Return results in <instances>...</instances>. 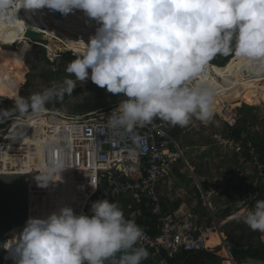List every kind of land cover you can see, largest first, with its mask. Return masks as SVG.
<instances>
[{"label": "clouds", "instance_id": "clouds-1", "mask_svg": "<svg viewBox=\"0 0 264 264\" xmlns=\"http://www.w3.org/2000/svg\"><path fill=\"white\" fill-rule=\"evenodd\" d=\"M16 2L0 0V21H6ZM19 3L30 11L48 8L64 15L82 10L101 26L88 44L72 42L82 51L66 66L62 82H53L28 97L17 92L15 107L0 109V119L16 111L42 112L53 100L72 95L77 81L91 79L108 93L125 97L107 117L105 126L115 135L130 134L136 143L140 137L135 130L157 118L181 127L193 118L204 122L212 119L216 91L202 78V69L215 55L264 61V0ZM26 51L22 49L21 55ZM195 80L201 82L193 84ZM63 170L61 163H55L44 168L37 180L47 186L57 181ZM91 186L97 188L95 178H91ZM91 213L77 215L71 207H63L46 218L30 217L4 248L10 252L14 248L16 264H105L109 258L113 264H142L149 259V251L140 243L144 229L135 219L126 218L118 202L97 200ZM243 219L264 240V200L247 209ZM119 252L124 254L117 260Z\"/></svg>", "mask_w": 264, "mask_h": 264}, {"label": "built area", "instance_id": "built-area-1", "mask_svg": "<svg viewBox=\"0 0 264 264\" xmlns=\"http://www.w3.org/2000/svg\"><path fill=\"white\" fill-rule=\"evenodd\" d=\"M212 67L214 65L211 64ZM203 69L202 78L209 82L210 78ZM198 82L201 81L192 83ZM226 108L224 104V110ZM112 111L109 106L75 115L46 106L39 113L18 112L0 119V163H9V168L0 167V172L13 173L11 168L27 161L41 165L39 176L44 168L61 163L65 169L60 173L61 179L71 187V206L77 215L91 216L92 203L103 199L118 202L124 212L137 216L145 206L157 217L155 226L139 224L136 218L129 219H135L144 229L145 237L140 243L149 251L148 260L153 264H168L183 253L208 252V234L222 232L223 226L212 213L208 194L202 191L213 222L204 223L194 214L166 216L163 211L160 184L170 179L180 160L185 161L183 152L179 148L172 150L169 135L151 124L135 130L140 137L136 143L128 133L115 135L105 126ZM30 120L37 124H28ZM228 124L234 128L237 120ZM25 125L29 126L23 130ZM26 134L33 138L26 140ZM252 140L253 137L247 135L238 141L232 140L237 154L234 171L236 178L246 186V192L230 217L243 222L245 211L252 208L257 200H264V155ZM33 169L36 173L37 169ZM91 178L96 180L95 190L91 186ZM37 192H42V189L38 187ZM221 247L231 254L232 245L228 239ZM228 261L239 264L232 254Z\"/></svg>", "mask_w": 264, "mask_h": 264}, {"label": "rangeland", "instance_id": "rangeland-1", "mask_svg": "<svg viewBox=\"0 0 264 264\" xmlns=\"http://www.w3.org/2000/svg\"><path fill=\"white\" fill-rule=\"evenodd\" d=\"M36 42L38 44H30V46L16 43L11 48H4L0 45V58H5L8 52L13 53L14 55H10L7 58L17 65L18 70L24 75L25 79L21 84H16L10 77L0 75V86L11 93V96L0 95L3 100L0 104V109L14 108V97L17 92L23 97H28L32 93L51 87L53 82H62L67 76L66 66L73 59L65 57L68 53L71 56L77 55L71 50L64 51L60 43H51L48 40ZM22 49H27V51L21 55ZM89 72L91 73V70ZM72 78L74 79V77ZM103 94L104 88L92 83L91 79L84 82L77 81L76 89L72 95H65L62 100H53L46 106L68 114H85L91 112L93 100L102 98ZM244 105H249L253 108L250 111L241 112L240 109ZM230 107L231 113H229L228 119L218 114H213L212 119L207 122L193 118L184 127L173 126L159 118L151 123V125L159 126L163 129L171 138V140H168L170 141L169 143L175 148H179L185 156V161L182 160L179 165V174L174 169L172 175L174 183H171V188L167 189V194L173 200L170 202V200L165 198V201H163L167 202V204L171 203L169 204L171 207L181 203L184 197L196 195V202L199 206L202 205V201L204 202L202 210L206 215L201 217L205 218L203 222L206 223L213 222V219L208 212L209 205L203 199L200 184L205 182L209 191V189L217 185L215 181L224 178V176L229 177L231 174V167L237 158L232 142L233 138L230 137L232 129L243 125L244 119L248 117V121L251 122L249 126L246 124L248 132L246 129L244 132H247L249 137H254L255 135V139L264 140V103L251 105L246 102L238 104L236 101L227 104L225 110ZM18 112L16 111L13 114ZM235 119L237 120V125L229 129L228 122H233ZM166 123H168L167 126ZM200 178H205V181H200ZM223 193L218 191L212 195L211 199L224 203L222 198L226 197V193ZM228 209L226 207V210ZM228 214H215L216 220L223 225L221 230L227 239H229L231 234L237 236L243 234V238H258L263 243L261 233L251 231L242 220L229 217ZM220 252V247L214 250L210 249L206 253L195 254L196 257L190 256L188 260L181 255L178 256V264H230L227 259L220 255ZM247 262L243 264H249Z\"/></svg>", "mask_w": 264, "mask_h": 264}, {"label": "bare ground", "instance_id": "bare-ground-1", "mask_svg": "<svg viewBox=\"0 0 264 264\" xmlns=\"http://www.w3.org/2000/svg\"><path fill=\"white\" fill-rule=\"evenodd\" d=\"M20 8L21 4L17 0L6 21H0V45L4 48H11L16 43L25 46L38 44L37 40H33V38L28 36V33L31 32L34 37H42L51 43H60L64 51L71 50L78 55L82 51V47L72 42L83 41L88 44L101 26L82 10H74L64 15L59 11L48 8L35 11ZM49 48L52 50L51 47ZM10 55L14 54L8 52L5 58H0V75L10 77L17 84H20L24 80V75L18 70L17 65L7 58ZM210 67L211 64L208 61L203 70L209 76V82L216 91L214 114L228 119L231 107L228 110H224V104L236 101L238 104L246 102L251 105L264 103V61L244 59L236 56L225 67ZM0 95L11 96V93L0 86ZM28 124H33V121L30 120ZM36 124L37 122L33 125ZM26 126L29 125L22 126L23 130L26 129ZM24 138L31 140L33 137L31 135L28 137V134H26ZM0 167H4L7 170L9 163L4 161L0 163ZM34 167L37 169L36 173L33 169ZM40 167L41 165L38 166L31 162L21 161L18 165L11 168L13 173H24L30 177V217L46 218L63 207H71L73 209L71 206L72 193L70 185L63 181L60 175V177H56L57 181L51 182L47 186H42L37 180V173ZM38 187L42 189V192H37ZM24 226H18L9 231L5 243L11 240L14 234L21 232ZM225 239L226 236L222 232L209 233L206 241L207 248L214 250L222 246ZM11 252L15 254L14 248ZM220 255L225 259L231 257L230 252L226 248H221Z\"/></svg>", "mask_w": 264, "mask_h": 264}, {"label": "trees", "instance_id": "trees-1", "mask_svg": "<svg viewBox=\"0 0 264 264\" xmlns=\"http://www.w3.org/2000/svg\"><path fill=\"white\" fill-rule=\"evenodd\" d=\"M233 47H234V43H233ZM234 57H236L234 54H230V55L217 54L214 57H212L209 61L212 64L217 65V67L218 66L219 67H225L229 64L230 60L233 59ZM65 58L75 59L76 56H71L70 53H68ZM123 99H125V97H123L122 95L121 96L113 95L111 93H108L107 90L104 88V94H103L102 98H97V99L93 100L92 105H91V111L102 110L103 108L109 107V106L111 107V109H115L118 106L117 104L120 103L121 100H123ZM2 101L3 100L0 98V104ZM0 107H1V105H0ZM252 108L253 107H251L249 105H244L240 109V111L241 112H247L248 110L250 111V109H252ZM250 122L251 121H248V117H246L244 119L243 125L237 126L235 129H232L230 137H232L233 139L238 141L244 135L249 136V134L247 133L248 130L246 129V127H247L246 124H248V126H249ZM228 128L230 129L229 126H228ZM245 129L247 130L246 133L244 132ZM252 141L260 149L261 153L264 155V140H262V141L257 140V139H255V135H254ZM246 145H247V142H245V147H246ZM171 148L173 150H175V148L172 145H171ZM181 162L182 161H179V163L175 167L176 173H178L180 170L179 165ZM124 213H125V216L128 218H136V220L139 224H144V225L151 224V225L155 226V224L157 223V217L152 215L151 213H149L145 206H143V211H142L141 215L137 216V215L130 213V212H124ZM245 239L246 238H243V234H242L241 238H237V236H235L234 234L229 235V240L231 241L232 247H233L232 248V255L235 258V260L239 264H243L244 262H247L249 260L264 261V245L258 240V238H254V239L252 238V243H250V244H247V242H244ZM8 241H10V240H8ZM254 242L257 245H254L253 244ZM182 255L187 260L190 256L196 257V255L192 254V253L191 254L183 253ZM178 256H181V255H178ZM178 256L175 259L170 260L168 264H178Z\"/></svg>", "mask_w": 264, "mask_h": 264}, {"label": "water", "instance_id": "water-1", "mask_svg": "<svg viewBox=\"0 0 264 264\" xmlns=\"http://www.w3.org/2000/svg\"><path fill=\"white\" fill-rule=\"evenodd\" d=\"M28 36L37 41H45L42 37H34L33 33ZM167 125V123H166ZM30 181L24 173L0 174V264H16V255L4 248L8 232L18 226L26 225L30 218ZM124 253L116 254L118 260ZM87 264V262H85ZM105 264H113L112 258ZM142 264H153L148 259Z\"/></svg>", "mask_w": 264, "mask_h": 264}, {"label": "crops", "instance_id": "crops-1", "mask_svg": "<svg viewBox=\"0 0 264 264\" xmlns=\"http://www.w3.org/2000/svg\"><path fill=\"white\" fill-rule=\"evenodd\" d=\"M236 157H237V154H236ZM236 161H237V158H236ZM230 171H231V174L229 175V177L224 176V178H221L220 180L215 181L217 183V185L214 188L209 189V191H208V188H206L207 184L205 182L201 183V184L199 183L201 185V192L203 191L205 194H208V196H209L208 201L210 203L209 204L210 207L212 206L211 208H212L213 215L229 213L228 216L230 217L234 213V211H236V208L239 207L240 198H242L245 195L246 191H244V190H245L246 186L236 178L237 175L235 174L233 165H232ZM200 181H205V178H202ZM171 183H174L173 176L170 177V179H168L167 181L161 183L160 187H159V193L161 195L162 207H163V211H164L165 215L166 216H173L175 214H177V215L194 214V215L198 216L199 218H201V221H203L205 218H202L201 216L205 217V215H206V213L202 210V206L204 205V202L202 201V205L199 206L198 203L196 202L197 201L196 195H189L188 196L189 199H188V197H184L183 201L181 203H177L175 205H172L171 207L169 206V204H171V203L167 204V202H164L165 198L170 200V202H171V200H173V198H170V195L167 194V189L171 188ZM218 191H220L222 193L223 192L226 193V197L222 198L224 203H222L221 201H218V200L214 201L213 199H211L212 195ZM223 194H221V195H223ZM226 207H227V209L228 208L229 209L226 210ZM208 212L210 214L209 208H208ZM216 215H215V217H216ZM204 223H206V222H204ZM235 236H237V235H235ZM241 237H242V234L240 236H237V238H241ZM246 242H247V244L252 243V238L247 239ZM253 244L257 245V244H255V242ZM262 244L264 245V240H263ZM231 245H232V243H231ZM247 263H249V264H264V261L249 260Z\"/></svg>", "mask_w": 264, "mask_h": 264}, {"label": "flooded vegetation", "instance_id": "flooded-vegetation-1", "mask_svg": "<svg viewBox=\"0 0 264 264\" xmlns=\"http://www.w3.org/2000/svg\"><path fill=\"white\" fill-rule=\"evenodd\" d=\"M167 125H168V123H167ZM167 125H166V126H167Z\"/></svg>", "mask_w": 264, "mask_h": 264}]
</instances>
